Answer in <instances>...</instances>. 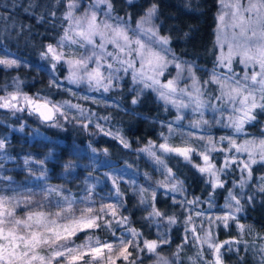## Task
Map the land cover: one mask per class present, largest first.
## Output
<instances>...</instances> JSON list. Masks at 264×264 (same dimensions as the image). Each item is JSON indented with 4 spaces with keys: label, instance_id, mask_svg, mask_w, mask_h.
<instances>
[{
    "label": "snow or ice",
    "instance_id": "obj_1",
    "mask_svg": "<svg viewBox=\"0 0 264 264\" xmlns=\"http://www.w3.org/2000/svg\"><path fill=\"white\" fill-rule=\"evenodd\" d=\"M217 3L213 49L218 48L219 54L208 71L172 51V35L161 31L162 0H144L139 6L135 0H123L119 8L118 0H55V5L65 9L61 19L67 27H63L59 38L41 45L39 55L50 66L45 85L48 94H42L44 89L29 94L23 90V81L13 78L11 86L0 85V109L12 115L27 112L54 127H62L61 119L74 122L84 130L93 127L97 133L118 141L124 149L144 154L164 179L153 184L150 174L145 172L147 186L133 179L125 181L126 187L122 189L120 183L124 177L106 173L111 188L103 195L87 178L82 182L84 195L81 196L63 185H49L39 193L29 190L26 196L15 189L13 195L0 192V264H143L144 257L151 264H184L185 259L189 264H226L228 253L236 254L237 264H244L249 253L255 264H264V227L258 231L254 225L242 222L257 202L264 204V120L261 119L264 117V0H217ZM3 7L7 14L0 12V36L31 32L30 24L13 19L8 4ZM17 7L21 5L12 0L11 9ZM38 7L36 0H29L23 11L37 23L46 22L43 14L36 15L33 11ZM182 7L194 12L199 4L183 0ZM120 11L124 14L120 15ZM47 15L56 18L57 13L53 10ZM52 26H56L54 20ZM191 33L190 26L181 38L190 40ZM21 63L17 58L0 56L3 69L19 68ZM235 65L242 66L243 75L236 71ZM58 66H67L68 74L63 78L57 75ZM170 67L176 70L175 76H171ZM201 71L204 78L197 74ZM65 81L68 85L84 84L90 91L105 94L123 93L127 83V91L132 93L131 105L142 104L150 92L157 102L163 103L165 112L171 106L178 114L174 120L157 121L167 129V135L163 131L158 133L163 142L150 139L143 147L133 149L122 128L113 130L101 123L111 122L110 115L94 120L92 109L70 100L53 99V92L77 96ZM78 99L127 111L115 99L111 104L86 95ZM73 109L78 115H70ZM187 109L199 115L198 119L189 121V127L198 131H178L177 125L185 119L182 111ZM206 111L212 114L211 118H205ZM144 119L148 116L144 115ZM257 124L261 125L258 137L246 131L247 126ZM215 127L230 130L231 134L215 136L212 134ZM176 136L180 137L179 143L173 142ZM5 148L6 139H0V152ZM104 151L107 153V149ZM169 160L183 162L199 175L210 189L205 199L198 195L188 198L185 180L168 166ZM69 167L65 165L66 169ZM237 172L239 179L230 181L229 177ZM257 172L260 174L256 175ZM218 190L227 195L221 213L212 215L209 213L215 207ZM129 191L136 198L132 208L144 213L138 217L143 222L140 227L134 226L135 212L129 210V201L125 199ZM36 195L40 196L39 200L35 199ZM167 201L181 212L169 213ZM202 203H207V210L198 209ZM181 225L180 243L165 255V248L172 245V229ZM233 227L235 236L218 238L217 230ZM153 228L155 238H148L145 229ZM189 244L195 249L194 254L182 255Z\"/></svg>",
    "mask_w": 264,
    "mask_h": 264
},
{
    "label": "trees",
    "instance_id": "obj_2",
    "mask_svg": "<svg viewBox=\"0 0 264 264\" xmlns=\"http://www.w3.org/2000/svg\"><path fill=\"white\" fill-rule=\"evenodd\" d=\"M29 0H17L21 7L11 9L12 0H0V12L7 14L4 5H9V10L13 13V19L18 23L30 24L31 32L25 30L20 36H16L15 32L11 37L0 36V56H11L22 61L21 66L15 69H3L0 67V85L7 83L11 86L13 78L23 81V90L32 94L37 90H42V94H48L45 85L49 79L50 66L49 62L41 59L39 53L42 51V44L52 42L51 38H59L63 34L62 29L65 23H62V14L65 9L59 5H55V0H36L40 7L33 9L36 15L43 14L46 22L37 23L35 18H30L23 11V6H27ZM137 6L142 4L144 0H135ZM123 0H118V8ZM183 0H162V10L164 15L161 17L163 21L162 34L168 33L173 37L171 44L172 51L182 59L195 61L202 68L208 69L214 65L216 49H213V41L215 39L214 26L215 17L218 9L217 0H194L199 4L197 11H189L182 7ZM56 11V18H49L48 12ZM124 10H131L125 8ZM138 14V9L135 10ZM124 11H120L123 15ZM53 20L55 27H53ZM192 28L191 39H182L183 32ZM39 33V35H37ZM65 66L57 67V75L61 78L66 76ZM77 96L69 93L53 92L52 98L58 101L67 99L76 100L79 104L86 105L92 109L96 117L108 116L112 117L111 122H104L106 128H122L132 141V148L143 147L148 140H156L160 142L158 133L167 129L162 127L157 121L174 120V110L169 107L165 112L163 103L157 102L155 95L147 93L144 102L139 105H131L130 99L132 93L126 89L123 93L114 91L108 94L103 92L90 91L88 87L68 85ZM11 90V88H9ZM95 97L98 100H107L109 104L115 99V102L121 106L118 110L112 107H104L103 104H92L91 101L78 99L82 96ZM140 113L141 115H136ZM70 115L76 116V110H71ZM144 115L148 119H144ZM264 120V117H261ZM62 127H54L43 123L38 117L29 115L27 112L12 115L6 110L0 109V139H6V148L0 152V177H11V181L0 178V192L7 195H13L12 189L20 195H28L31 192L39 193L46 186L63 185L70 189L77 196L84 195L82 188L83 181L88 179L89 183L96 185V191L103 195L111 188V180L106 173L119 174L124 177L121 181V188H125V181L136 180L140 185L147 186L143 173L147 172L151 176V182L163 180L164 176L161 172L155 170V166L147 159L144 154H137L131 149H124L119 142L109 136H104L96 132L93 127L84 130L74 122L69 123L60 120ZM23 126V127H22ZM178 131H198L191 129L189 124L179 122ZM261 125L247 126L246 131L259 136ZM221 135L231 134L230 130L220 128ZM140 137L139 140L136 138ZM180 137L173 138V142L179 143ZM104 149H107L105 153ZM25 160L28 163L25 164ZM43 162V163H40ZM65 165H71L65 168ZM168 166L172 167L176 175L185 180L186 186L190 187L193 195H198L201 199L206 198L207 191L210 189L202 183L201 178L193 169L185 165L183 162L177 163L176 160H169ZM29 170L38 172L37 180L31 179ZM44 172L46 175L42 177L40 174ZM260 173L257 172L256 175ZM230 179V178H229ZM229 187V184H228ZM163 191L162 189L160 190ZM188 198L192 194H188ZM227 193L218 190L214 198V202L219 204L225 203ZM36 200L40 199L39 195L35 196ZM99 199V197H97ZM125 199L129 201L128 207L130 211H134V226L140 227L143 223L138 217L144 213L139 209H133L132 205L136 203V198L129 191ZM177 199H180L177 196ZM168 211L181 212L178 206H171V202L167 201ZM163 207L164 205H158ZM246 220L242 221L254 225L259 231L264 227V204L257 202L255 207L250 208L246 213ZM219 235L223 230H218ZM148 238H155L156 229L151 231L145 229ZM236 235L235 228H231L225 236ZM183 235V226L174 227L170 233L172 245L165 248L164 254L171 253L177 243H180ZM221 236V235H220ZM108 237L102 236V239ZM252 239V237H245ZM83 239V236L80 237ZM80 240H77L79 243ZM194 248L189 244L185 248L182 255L189 256ZM243 254V253H242ZM187 261L186 259L184 262ZM188 263V262H187ZM119 264V262H118ZM143 264H151L147 258H143ZM237 264V263H236ZM244 264H255L252 255L249 253Z\"/></svg>",
    "mask_w": 264,
    "mask_h": 264
},
{
    "label": "rangeland",
    "instance_id": "obj_3",
    "mask_svg": "<svg viewBox=\"0 0 264 264\" xmlns=\"http://www.w3.org/2000/svg\"><path fill=\"white\" fill-rule=\"evenodd\" d=\"M219 7V6H218ZM217 11H218V9H217ZM217 13V12H216ZM215 21H216V19H215ZM134 26V25H133ZM65 27H67V24H65ZM216 27H217V21L215 22V26H214V30L216 29ZM109 50H111V48L109 49ZM216 55H218L219 54V49L217 48L216 49ZM224 51L226 52L227 51V47L225 46V48H224ZM215 59H216V56H215ZM213 68V66L212 67H210V68H208L207 70L208 71H210L211 69ZM235 68H236V71L238 72V73H240V75H243V72H242V66H239V65H235ZM65 74L67 75L68 74V72H67V66H65ZM169 71H170V73H171V76H175V74H176V70L174 69V68H171L170 67V69H169ZM221 71H224V69H221ZM199 76H201L202 78H204L205 77V73L204 72H198L197 73ZM171 76H169V78H171ZM127 79V78H126ZM187 83H191V81H187ZM81 86H85V87H87V85H84V84H81ZM128 86H129V84H125V89L127 90V88H128ZM181 87H183L184 86V83L182 82L181 83V85H180ZM67 100H70L71 101V103H73V104H77L78 102L76 101V100H71V99H67ZM65 101V100H64ZM213 103H216V101H213ZM82 105V107H84V108H86V109H89L86 105H83V104H81ZM169 107H171V106H169ZM172 108V107H171ZM173 110H174V118H175V116L178 114L177 113V111H176V109L175 108H172ZM182 114L184 115V117H185V119L183 120V121H181V122H183V123H185V124H189V121L190 120H195V119H198L199 118V115L198 114H194V113H192L191 112V109H187V110H183L182 111ZM211 116H212V114L211 113H209V112H207L206 111V113H205V118H211ZM212 134L213 135H215V136H220L221 135V133H220V128L219 127H215V128H213L212 129ZM165 135H167V132H165ZM160 142H163L162 140L160 141ZM160 142H157V143H160ZM28 172H30V177H31V179H33V181L34 180H37L38 179V177H39V173L38 172H33L32 170H29ZM230 179V181L232 180V179H239V173L237 172L236 174H235V176H230L229 177ZM232 185H231V183H229V187H231ZM187 187V189H188V194H192L193 195V193H192V189L190 190V187H188V186H186ZM245 191H248L247 189L245 190ZM215 203V207L211 210V212L209 213V214H212V215H218V214H220L221 213V208H222V206L224 205V204H219V203H216V202H214ZM207 208H208V205H207V203H202V204H200L199 206H198V209H205V210H207ZM197 209V210H198ZM197 223H199L198 221H197ZM229 230H231V229H228V230H223V233H221L220 235H219V231H218V238L220 239V240H224V239H229V238H231L232 236H235V234L234 235H232V236H225V234L229 231ZM194 252H195V249L192 251V252H190V255L189 256H191V255H193L194 254ZM242 254V253H241ZM225 260H226V264H236L237 263V256H236V254L235 253H228L227 255H226V257H225ZM188 261H185L184 262V264H189V262L187 263Z\"/></svg>",
    "mask_w": 264,
    "mask_h": 264
}]
</instances>
